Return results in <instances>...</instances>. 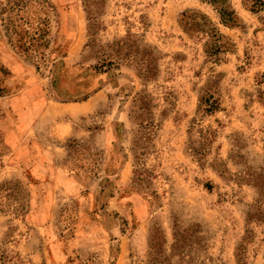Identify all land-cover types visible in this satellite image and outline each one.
<instances>
[{
  "label": "rangeland",
  "instance_id": "374dc122",
  "mask_svg": "<svg viewBox=\"0 0 264 264\" xmlns=\"http://www.w3.org/2000/svg\"><path fill=\"white\" fill-rule=\"evenodd\" d=\"M50 1L45 61L13 49L0 22V264H151L156 230L172 264H264V6L95 0L93 20L86 0ZM188 10L232 46L209 57L180 22ZM129 33L156 57L149 80L132 61L99 63ZM212 82L219 107L202 112Z\"/></svg>",
  "mask_w": 264,
  "mask_h": 264
},
{
  "label": "trees",
  "instance_id": "16d2710c",
  "mask_svg": "<svg viewBox=\"0 0 264 264\" xmlns=\"http://www.w3.org/2000/svg\"><path fill=\"white\" fill-rule=\"evenodd\" d=\"M256 7H263L264 1L253 0ZM86 11L88 15L95 20L96 8L95 0H86ZM57 13L56 6L50 0H4L0 4V22L3 27L6 36L20 55L35 59L36 61L46 60V50L51 47V33L53 27V16ZM223 17L225 21L234 22L235 18L233 13L223 11ZM180 22L188 31H197L206 35L205 52L209 57L217 56L221 51H224L232 46V42L219 31V29L212 23L210 18L203 12L188 10L181 15ZM94 27L98 26L93 22ZM137 40L131 33L127 34L124 38L114 41V43L108 45L111 51L103 57L99 63L101 66H109L117 64L118 61L115 57L122 58L124 60L132 61L135 63L138 75L144 80H149L153 75H156V57L153 53L145 52L139 55V51L136 49ZM216 83H210L204 88V93L200 97V109L202 112H212L219 107V97ZM260 97L264 99V92ZM84 97L83 99H86ZM150 98L146 93L137 95L135 98V118L140 120L139 125L142 127L152 125L149 119H145L150 112ZM82 145L80 140L72 139L68 144L69 147L75 150L81 151L79 148ZM71 151V149H70ZM257 209H261V204H258ZM184 234L180 230L174 232L175 242L172 243L171 249L183 247L188 235L197 232L194 228L185 230ZM163 239V240H162ZM166 238L162 237L159 230H156L150 239L149 248V260L151 264H172L168 258H165ZM242 248L245 246L242 244ZM241 248V249H242ZM242 252V251H241ZM238 251V262L245 263V255ZM169 255V254H168ZM189 255V254H187ZM3 255L0 254V261ZM208 259L211 258L209 255Z\"/></svg>",
  "mask_w": 264,
  "mask_h": 264
}]
</instances>
